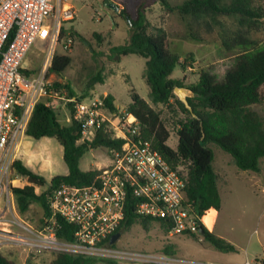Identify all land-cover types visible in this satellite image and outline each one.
<instances>
[{
  "label": "trees",
  "instance_id": "1",
  "mask_svg": "<svg viewBox=\"0 0 264 264\" xmlns=\"http://www.w3.org/2000/svg\"><path fill=\"white\" fill-rule=\"evenodd\" d=\"M154 1L184 21L187 40L196 43L210 40L220 53L234 59V65L223 82L219 83L210 73H203L197 83L187 87L195 93L193 98H188L191 111L175 94V88L186 87L182 80L173 78L178 66L187 68L182 61L183 56L172 49L165 30L148 32L146 9L151 0H140L134 16L120 10L119 14L131 22L133 29L130 43L114 50H119V56L135 54L146 59L145 79L150 89L149 100L131 89V102L126 112L138 119L143 139L150 142L172 167H184V203L193 215L207 219L222 206L221 179L215 168L212 144L230 154L232 164L239 170L256 174L263 171L264 40L257 34L264 26V0H186L180 5H173L169 0ZM66 36L67 30L63 28L60 40ZM74 36L75 33H71V37ZM95 37L103 41L100 34H95ZM72 61L69 55L56 53L48 73L60 76L71 67ZM97 82L105 83L101 75ZM55 86L60 87V84ZM65 87L71 96L75 95L69 85ZM173 100L187 114V119L176 131L179 138L176 148L169 145L171 132L156 108ZM115 101L112 95H108L104 103L112 112H119ZM62 104L70 110V124L62 125L57 109L40 103L35 108L26 136L37 141L57 139L64 148V161L69 173L54 177L48 188L39 194L38 189L44 188L47 180L20 160L15 161V171L28 180L26 186L12 188L21 215H25L32 204L39 203L44 217H49V197L57 187L62 184L84 187L96 182L101 173L99 170L83 171L80 168V161L87 152L102 148L110 152L124 144V140L115 139L105 127L99 130L92 142H80L81 127L74 120L73 105ZM137 203V199L128 197L125 217L118 230L122 235L136 225L149 230L156 223H161L169 231L164 221L138 215ZM58 223L57 237L73 241L76 228L60 218ZM202 228L206 241L215 249L223 253L236 252L234 245L215 236L209 228ZM191 236L195 237V234ZM164 252L170 256L177 254L171 245L166 246ZM93 261L58 253L50 264H93ZM0 264L16 262L0 252Z\"/></svg>",
  "mask_w": 264,
  "mask_h": 264
},
{
  "label": "built area",
  "instance_id": "2",
  "mask_svg": "<svg viewBox=\"0 0 264 264\" xmlns=\"http://www.w3.org/2000/svg\"><path fill=\"white\" fill-rule=\"evenodd\" d=\"M75 19V8L67 0H58L57 4L54 0H0V199L3 193L6 197L11 195L13 172L20 176L13 165L40 103L49 108L72 104L74 120L81 127L80 142H92L105 127L115 139L124 140V144L110 151L111 162L99 169L101 173L93 185L62 184L53 190L49 197L51 214L40 229L19 220L9 202L7 209L13 213L16 224L31 237L15 235L10 230L8 236H0L3 244L18 246L28 254L69 253L115 264H226L139 252L111 243L124 220L129 196L138 200V215L164 221L170 236L200 234L203 226L209 227L204 217L193 215L184 203L183 169L172 167L143 139L140 123L133 114L112 112L104 103L107 95L88 101L76 94L71 96L66 85L55 81L58 75L48 73L58 45L68 49L72 43L66 24ZM63 28L67 36L60 40ZM47 39L50 45L44 68L33 74L24 63L35 42ZM20 177L17 179L20 182L27 180ZM58 218L76 228L73 241L57 237ZM244 264H264V257L248 259Z\"/></svg>",
  "mask_w": 264,
  "mask_h": 264
},
{
  "label": "rangeland",
  "instance_id": "3",
  "mask_svg": "<svg viewBox=\"0 0 264 264\" xmlns=\"http://www.w3.org/2000/svg\"><path fill=\"white\" fill-rule=\"evenodd\" d=\"M74 6L76 19L66 27L75 33L68 49L63 44L58 45L57 53L69 55L72 58L71 67L62 75L56 76V82L69 85L74 93L86 101L103 99L104 93L115 98V105L121 115L131 102L130 91L134 89L142 98L149 100V86L145 79L146 59L132 54L119 56V50L130 43L133 26L130 21L112 9L104 8L105 0H67ZM173 5H180L186 0H169ZM57 4L58 0H54ZM118 5L120 10H126L135 15V7L140 0H110ZM264 4V3H263ZM112 16V17H111ZM148 32L157 29L167 32L172 49L183 56L186 69L178 66L173 78L182 80L186 87L197 83L203 73H210L219 83L224 81L227 72L233 67L234 59L224 56L218 47L207 40L202 43L186 39L184 21L174 13L165 9L161 3L151 0L146 9ZM95 34H100V42ZM264 40V26L257 34ZM50 39L38 40L33 45L24 63L31 73L38 74L44 68L49 50ZM105 83L97 82L98 77ZM171 132L169 145L176 148L179 142L177 129L187 119L176 101L156 107ZM59 121L62 125L71 122L70 110L62 103L57 107ZM215 152V168L220 175V192L222 206L219 211L211 215L209 229L212 233L235 246L236 252L223 253L215 249L205 237L200 234L170 236L164 225L156 223L149 230L136 225L124 233L116 242V247L145 253L165 254L166 246L174 247L180 259L203 262H219L226 264H244L248 259L264 257V190L259 186L264 183L263 174H252L239 170L232 164V156L216 144L211 145ZM36 174L44 177L48 184L39 188L38 193L44 192L50 181L56 176L69 173L64 161V148L57 139L43 138L34 140L25 138L22 150L17 158ZM111 162V155L107 149L91 150L80 161L83 171L99 170ZM264 164V159H263ZM184 169V167H182ZM14 172L11 176L15 180L13 187H23V181ZM6 201V195H2ZM0 206V211H2ZM1 213V212H0ZM19 220L27 222L36 229H40L44 217V210L39 203L32 204L30 210L21 215ZM10 225L0 223V228H9L15 235L31 237L20 228L13 216H8ZM2 232H9L2 230ZM1 242V240H0ZM0 251L13 258L14 253L20 254L23 248L0 244ZM13 251V252H12ZM27 253V252H25ZM28 254V253H27ZM29 260L36 258L39 253H31ZM54 253L45 251L39 260L31 264H50ZM28 257V256H27ZM93 264H110L112 261L95 260ZM116 264H125L117 262Z\"/></svg>",
  "mask_w": 264,
  "mask_h": 264
},
{
  "label": "crops",
  "instance_id": "4",
  "mask_svg": "<svg viewBox=\"0 0 264 264\" xmlns=\"http://www.w3.org/2000/svg\"><path fill=\"white\" fill-rule=\"evenodd\" d=\"M108 96V93H104V95H103V97L104 96ZM118 108V107H117ZM215 162H216V160H215ZM262 164H263V160H262ZM252 174H256V173H253V172H251ZM261 174H263L262 176H264V164H263V171H262V173ZM258 175V174H257ZM264 178V177H263ZM23 181V187L24 186H26L27 184H28V181L27 180H21V182ZM263 190H264V183L263 184H261V185H259ZM6 199L8 200H6V201H4L3 199H0V206H2V211H0L1 213H0V223H2V224H5V225H10V222H9V220H8V216H13L14 217V215H13V213L12 212H10L9 211V209H7V204L9 203V202H11V204H13V208L15 207V209H16V211H17V213H18V209H17V205H16V200H15V197H14V195H13V193L11 192V195H7V197H6ZM13 212H14V210H13ZM2 230H7V231H10L9 230V228H7V227H5V228H0V236H8V234L6 233V232H2ZM211 230V229H210ZM211 232H212V230H211ZM0 240H1V242H0V244L2 245V246H5V244H3V241H2V239L0 238ZM7 245V244H6ZM1 253H3L2 251H0ZM13 252V251H12ZM4 254V253H3ZM13 254H14V257L13 258H11V257H9V256H7V255H5V256H7V257H9L10 259H12L13 261H15L16 262V264H31V263H33V262H35V261H38L39 260V256L41 255V254H43V252L42 253H39V255L36 257V258H34L33 260H29V255L27 254V253H25V251H23V252H21L20 254H16V253H14L13 252ZM28 256V257H27ZM55 256H56V254L54 255V258H53V260L55 259ZM52 260V261H53ZM51 261V262H52ZM50 262V263H51Z\"/></svg>",
  "mask_w": 264,
  "mask_h": 264
},
{
  "label": "water",
  "instance_id": "5",
  "mask_svg": "<svg viewBox=\"0 0 264 264\" xmlns=\"http://www.w3.org/2000/svg\"><path fill=\"white\" fill-rule=\"evenodd\" d=\"M103 7L112 9L115 12H120V7L118 5L110 2V0H105ZM175 94L180 99V101L182 103H184L188 107V109H190L192 111V108L190 107L189 102H188V98H193L195 96L194 91L190 88H187V87H177V88H175ZM200 235L205 236L203 228L200 229ZM121 236H122V233H120V232L116 233L112 237L111 243L115 244L121 238Z\"/></svg>",
  "mask_w": 264,
  "mask_h": 264
},
{
  "label": "bare ground",
  "instance_id": "6",
  "mask_svg": "<svg viewBox=\"0 0 264 264\" xmlns=\"http://www.w3.org/2000/svg\"><path fill=\"white\" fill-rule=\"evenodd\" d=\"M211 219V217H208L207 219L204 218V222L206 223L207 225V222Z\"/></svg>",
  "mask_w": 264,
  "mask_h": 264
}]
</instances>
